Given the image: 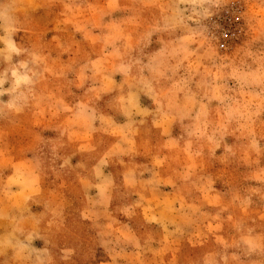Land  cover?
I'll return each mask as SVG.
<instances>
[{"label":"rangeland","instance_id":"rangeland-1","mask_svg":"<svg viewBox=\"0 0 264 264\" xmlns=\"http://www.w3.org/2000/svg\"><path fill=\"white\" fill-rule=\"evenodd\" d=\"M0 264H264V0H0Z\"/></svg>","mask_w":264,"mask_h":264}]
</instances>
